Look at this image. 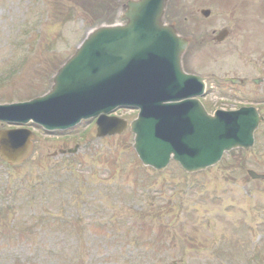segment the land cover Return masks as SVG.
Listing matches in <instances>:
<instances>
[{
  "label": "rangeland",
  "instance_id": "obj_1",
  "mask_svg": "<svg viewBox=\"0 0 264 264\" xmlns=\"http://www.w3.org/2000/svg\"><path fill=\"white\" fill-rule=\"evenodd\" d=\"M109 1L0 0V75L18 68L13 78L0 81V100L46 92L88 27L111 23L118 12L119 21L125 0H113L112 15L102 17ZM165 22L191 40L187 71L214 76L221 85L224 78L264 74V0H170ZM223 29L228 35L216 45ZM226 86L209 92L204 100L209 110L264 92V85L251 82L247 93ZM117 114L129 122L136 115ZM29 129L30 158L11 168L0 162V194L16 192L10 204L17 213L0 221V264H113L109 253L122 264H247L242 259L255 249L264 264V181L246 175L249 169L264 173V133L246 155L225 156L189 176L173 163L159 174L142 168L128 132L98 140L92 122L68 133ZM75 148L74 156L58 154ZM226 253H239V259H220Z\"/></svg>",
  "mask_w": 264,
  "mask_h": 264
},
{
  "label": "water",
  "instance_id": "obj_2",
  "mask_svg": "<svg viewBox=\"0 0 264 264\" xmlns=\"http://www.w3.org/2000/svg\"><path fill=\"white\" fill-rule=\"evenodd\" d=\"M167 0H129L126 22L91 31L57 71L50 91L27 103L0 106V122L32 123L47 132L96 121L98 138L119 135L126 122L106 117L119 107L139 110L130 124L144 166L162 171L170 160L188 173L216 165L233 148L248 150L261 118L253 109L208 116L196 100L201 79L185 75L187 42L162 24ZM27 130L0 131V158L22 163L31 151ZM253 179H264L252 172Z\"/></svg>",
  "mask_w": 264,
  "mask_h": 264
},
{
  "label": "trees",
  "instance_id": "obj_3",
  "mask_svg": "<svg viewBox=\"0 0 264 264\" xmlns=\"http://www.w3.org/2000/svg\"><path fill=\"white\" fill-rule=\"evenodd\" d=\"M3 209H5V208H0V213L3 211ZM6 211V209L4 210V212ZM48 220H50V219H48ZM154 244V243H153Z\"/></svg>",
  "mask_w": 264,
  "mask_h": 264
},
{
  "label": "flooded vegetation",
  "instance_id": "obj_4",
  "mask_svg": "<svg viewBox=\"0 0 264 264\" xmlns=\"http://www.w3.org/2000/svg\"><path fill=\"white\" fill-rule=\"evenodd\" d=\"M241 84H246L245 81H242Z\"/></svg>",
  "mask_w": 264,
  "mask_h": 264
}]
</instances>
